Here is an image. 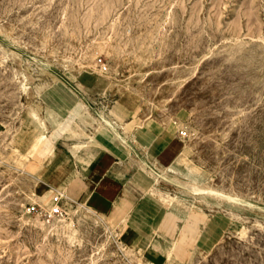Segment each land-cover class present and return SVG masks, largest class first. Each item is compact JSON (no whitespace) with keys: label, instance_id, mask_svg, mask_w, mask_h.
Masks as SVG:
<instances>
[{"label":"rangeland","instance_id":"374dc122","mask_svg":"<svg viewBox=\"0 0 264 264\" xmlns=\"http://www.w3.org/2000/svg\"><path fill=\"white\" fill-rule=\"evenodd\" d=\"M125 130L242 204L162 182L169 206L148 174L93 213L73 180L105 149L69 151ZM0 264H264V0H0Z\"/></svg>","mask_w":264,"mask_h":264},{"label":"crops","instance_id":"0c3cea01","mask_svg":"<svg viewBox=\"0 0 264 264\" xmlns=\"http://www.w3.org/2000/svg\"><path fill=\"white\" fill-rule=\"evenodd\" d=\"M80 142H86L85 147L76 156H72L69 151L70 158L80 157L85 148L89 147V144L98 145L94 143L92 138ZM156 143L157 141L154 142V144ZM101 147L105 150L100 157L89 158L85 166L77 170L79 175L73 180L75 181L73 191L78 197L87 199V204L90 207L88 209L93 213L108 215L112 211L118 212L119 206L126 205L124 202L128 199L133 202L141 192V185L146 183V180H150L149 177L140 172L135 160L143 162L148 168H152V165L146 156H143L142 151L131 142L126 144L127 150L124 149L122 154L117 150L118 147ZM154 158L163 164L158 156H153ZM174 218L175 215L170 210L167 213V219L173 220Z\"/></svg>","mask_w":264,"mask_h":264},{"label":"bare ground","instance_id":"6f19581e","mask_svg":"<svg viewBox=\"0 0 264 264\" xmlns=\"http://www.w3.org/2000/svg\"><path fill=\"white\" fill-rule=\"evenodd\" d=\"M64 87H65V84L60 85V88L62 90L64 89ZM78 89L81 91L80 86L78 87ZM32 114H33V112H32ZM32 114H31V116H32ZM33 116H34V114H33ZM60 117H61V119L64 118V116H60ZM70 118H71L70 121L72 123L77 124L80 128V131H82V133H84V134H85V123H86L85 121L87 120V118H91L92 120H94L92 114L88 110L87 104L82 100L78 101V103L76 105H74L70 108ZM48 119L55 120L52 116H48ZM37 120L39 121V124L42 128L46 127V123L42 119H40L39 116L37 117ZM63 121L67 122L68 120L64 119ZM105 122H106V125L113 128V125L111 122H109L107 120H105ZM123 132H124L123 135H121L120 133H116L115 139L120 140L125 145L128 142H131L137 147V149H139L141 151L143 150L141 145L138 142H136L134 139L128 140L129 135H131L129 133V130L128 131L125 130ZM36 140H37L36 141L37 144L35 146L37 147L38 145H40L43 142L44 138L37 137ZM93 141H94V143L101 145L98 143V141L96 139H93ZM85 145H86V143H84V144L77 143V144L73 145L74 147L72 150V156H76L85 147ZM123 150L124 149H122L120 151L121 154H122ZM125 150H127V149L125 148ZM145 151L146 150H144L142 152L144 153L146 158L150 161L152 168H148L143 162H141L137 159L135 160V163L137 164V166H138V168L142 174H145V175L149 174L152 177L153 183L150 185V190L152 191L151 195H153V197L156 198V200H158L160 202L161 201L166 202V203H168V205H171L172 202H175L177 200L178 195L169 196L167 191H165L161 188V183L165 182V183H167V184H169L175 188L183 189L189 195L197 196L196 199H198V198L220 199L222 201H227V202L233 203L235 205L242 204L241 201L238 200L234 196L223 194V193L218 192V191H216V190H214L208 186H203V185H201V184H199L193 180L186 178L184 175L175 171L173 168L159 163L155 158L150 159L148 157V154H147L148 152L146 153ZM47 155H50V156L54 155V151L51 150ZM48 193L49 192L44 191V193L42 194V198H44V200L47 199Z\"/></svg>","mask_w":264,"mask_h":264},{"label":"built area","instance_id":"2783aa9c","mask_svg":"<svg viewBox=\"0 0 264 264\" xmlns=\"http://www.w3.org/2000/svg\"><path fill=\"white\" fill-rule=\"evenodd\" d=\"M53 200H54V203H56V205H57L59 200H61V199H60V197H54ZM59 211H60V208L58 206H56L55 210H54V213H59Z\"/></svg>","mask_w":264,"mask_h":264}]
</instances>
